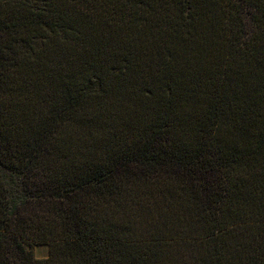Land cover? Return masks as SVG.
Instances as JSON below:
<instances>
[{
    "label": "trees",
    "instance_id": "trees-1",
    "mask_svg": "<svg viewBox=\"0 0 264 264\" xmlns=\"http://www.w3.org/2000/svg\"><path fill=\"white\" fill-rule=\"evenodd\" d=\"M0 264H264V0H0Z\"/></svg>",
    "mask_w": 264,
    "mask_h": 264
},
{
    "label": "rangeland",
    "instance_id": "rangeland-1",
    "mask_svg": "<svg viewBox=\"0 0 264 264\" xmlns=\"http://www.w3.org/2000/svg\"><path fill=\"white\" fill-rule=\"evenodd\" d=\"M33 254L36 258H46L49 255V244L40 243L34 245Z\"/></svg>",
    "mask_w": 264,
    "mask_h": 264
}]
</instances>
